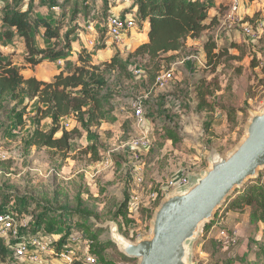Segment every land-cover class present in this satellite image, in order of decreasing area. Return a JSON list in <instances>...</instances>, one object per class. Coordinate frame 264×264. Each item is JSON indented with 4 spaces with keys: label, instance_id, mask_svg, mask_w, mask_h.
<instances>
[{
    "label": "rangeland",
    "instance_id": "rangeland-1",
    "mask_svg": "<svg viewBox=\"0 0 264 264\" xmlns=\"http://www.w3.org/2000/svg\"><path fill=\"white\" fill-rule=\"evenodd\" d=\"M2 1L0 50L21 69L22 75L28 77L33 71L40 79L47 80L56 68L69 72L75 64L81 65L80 54L88 55L91 64L105 70L111 111L107 125L93 128L90 135L82 131L81 137L72 140L68 158L63 159L47 148L25 145L36 128V100L19 96L18 112L24 114L25 121L23 129L20 125L21 130L11 125L9 114L13 113L16 102L8 101L6 109L0 112V208L10 204L11 209L19 206L35 218L43 215L46 221L64 219L65 227H74L84 234L87 227L106 247L105 257L117 260L118 264H138L135 259H129L132 262L121 259L123 254L112 242L111 228L116 226L122 236L133 242L139 237H149L157 204L172 191L168 187L170 182L183 173L202 174L208 168L209 157L230 152L244 138L251 114L264 109V0H242L246 9L243 23L261 25L256 38L246 36L240 25L228 27L230 0H208L212 7L209 19L216 17L214 23L210 22V29L198 38L187 40L174 59L166 60L168 56H164L163 72L171 70L170 63L180 64L174 79L163 89L156 84L159 70L149 66L146 59L133 57L134 37L142 28L134 30L133 36L121 44H114L108 33V17L130 13L134 0H128L125 5H121L122 0H56L60 7L56 6L57 9L50 7V0L43 3L36 0L33 21L36 16L48 17L55 27L59 26L63 38L67 30L77 32L72 37L70 59L62 61L61 66L46 62L38 67L27 64L20 42L23 40L3 23L6 6L12 0ZM210 38L219 49H229L231 55L223 58L216 70L208 67L205 60L204 45ZM35 41L38 46L48 43L44 29L35 34ZM234 45L237 48H232ZM114 56L124 70L108 68ZM192 56L195 59L186 60ZM139 69L143 72L138 76L135 72ZM204 83L209 87L208 100L216 108L214 112L199 109L198 92ZM139 102L145 110L151 145L134 155L126 144L139 136L133 126L134 106ZM221 106L239 110L237 122L230 123ZM67 124L63 126L69 131L76 126L73 117ZM50 128V121L41 123L43 131ZM93 145L99 153L97 162L90 148ZM108 157L111 166L104 165ZM261 176L264 177V170L248 183ZM138 177L143 180L139 187L134 186ZM133 187L151 205H140L130 216L125 203ZM154 193L159 196L155 202L150 198ZM203 234L204 231L194 244L195 264H264V256L260 254L264 233L254 230L245 214L231 213L207 231L205 239ZM225 236L236 237L240 244L226 245ZM248 244L257 249L247 253Z\"/></svg>",
    "mask_w": 264,
    "mask_h": 264
},
{
    "label": "trees",
    "instance_id": "trees-1",
    "mask_svg": "<svg viewBox=\"0 0 264 264\" xmlns=\"http://www.w3.org/2000/svg\"><path fill=\"white\" fill-rule=\"evenodd\" d=\"M40 1L44 2V0ZM35 2L36 0H12L6 6L3 23L14 30L16 35L23 40L28 65L37 67L45 61L68 60L72 54L74 41L72 37L77 32L72 33L67 30L63 38L59 26L55 27V22L48 19V17L36 16L33 21L31 16ZM126 2L128 0H122L121 5H125ZM2 5L3 1L0 0V7ZM49 5L52 9L56 6L59 7L56 5V0H50ZM133 5L132 11L130 13L125 12L122 17L133 15L139 27H147V41L134 50L133 57L146 59L149 66L159 70L158 76L163 72L161 60L164 56H168L165 57L166 60L174 59L175 54L177 55L182 51L187 40L196 39L203 32L209 30L211 23L213 24L216 18L209 19V11L212 7L208 0H134ZM41 28L44 29V37L48 42L44 47L38 46L35 41V34ZM232 48L237 47L234 45ZM204 51L206 65L208 67L212 66L214 70L221 65L223 58H231L229 49H219L218 44L212 38L205 43ZM79 62L81 65H75L69 72L61 71L55 75L51 82H44L36 77L26 78L13 60L5 56L0 50V112L6 109L8 101L16 102L13 113L9 114V120H12L11 125L14 129L19 128L18 130H21L25 127V121H23L24 114L18 112L19 96L37 102L34 118L36 128L25 141L28 148H47L54 151L56 155H60L61 158L66 159L71 149L72 140L81 137L82 131L90 135L93 128H100L107 121L111 111V103L110 96L107 93L108 80L105 70L91 64L88 55L83 56V54H80ZM117 67H120L121 70L125 69L119 59L114 56L108 68L116 69ZM208 88V86L205 87V83L199 88V109L214 112L216 108L208 100V96L211 94ZM221 108L227 113L230 123L237 122L236 116L239 110L227 106H221ZM70 117L74 118L76 126L69 131L63 126V121ZM46 119H51L49 131L41 129V123ZM169 134L171 135V132ZM90 148L96 154L95 161H99V153L95 145ZM226 204L220 215L221 217L216 218L212 224L205 228L204 239L207 236V231L231 213L247 215L254 230L264 233L263 176L257 181L246 184ZM127 206L128 202L125 203V207ZM9 211H13L18 219L25 217L29 220L27 232L31 236H56L60 238L59 242L63 245L68 242L72 235L78 234L82 237L81 245L84 242L89 243L92 254L98 260L97 264H118L117 260L105 257L106 247L99 243L97 235L91 233L87 227H84L87 234L80 230H76V232L71 225V228L69 226L68 228L65 227L64 219L46 221V219L43 220V215L35 218L34 215L28 216L21 211L19 206L11 209L10 204L3 207V209L0 208V215ZM44 221L46 223L42 225ZM64 228H66L65 231H63ZM239 244L240 240H236L235 243L230 245ZM263 246L260 244V254L264 256ZM246 248V252L249 253L256 247L248 244ZM8 255L7 241L0 235V260L5 259ZM120 256L125 262L133 261L122 255Z\"/></svg>",
    "mask_w": 264,
    "mask_h": 264
},
{
    "label": "water",
    "instance_id": "water-1",
    "mask_svg": "<svg viewBox=\"0 0 264 264\" xmlns=\"http://www.w3.org/2000/svg\"><path fill=\"white\" fill-rule=\"evenodd\" d=\"M202 174L160 201L149 237L133 242L111 228L112 242L121 254L138 264H195L194 244L223 205L264 170V109L252 113L244 138L227 154L208 159Z\"/></svg>",
    "mask_w": 264,
    "mask_h": 264
},
{
    "label": "built area",
    "instance_id": "built-area-1",
    "mask_svg": "<svg viewBox=\"0 0 264 264\" xmlns=\"http://www.w3.org/2000/svg\"><path fill=\"white\" fill-rule=\"evenodd\" d=\"M263 0H255V2ZM57 9V8H54ZM230 20L229 28H233L235 25H240L243 33L252 38L258 36L260 30V24H250L248 22L243 23L242 17L246 14V9L242 5V0H230ZM138 23L135 16L120 17L112 14L108 17L107 28L109 36L114 44H121L128 41L127 37L133 36L134 30H137ZM127 39V40H126ZM195 59L194 56L187 58ZM61 65L63 62L58 61ZM180 62L175 61L172 63L171 70L162 72L156 79V84L159 88H165L170 81L174 79L175 69ZM142 69L135 72L136 75L142 74ZM65 126H68V124ZM134 128L139 134L137 139L129 141L126 146H129L130 150L134 153L137 151H145L150 145V136L148 131L147 122L145 120V110L141 102L136 103L134 106ZM111 158L108 157L104 161L105 166H111ZM190 175L183 173L181 176L172 180L169 184V188L174 189L184 186L188 183ZM142 178L138 177L134 186L139 187L142 183ZM157 194L151 195L153 202L158 199ZM150 206L151 201L145 200L142 196V192L133 187L132 193L128 200L127 210L132 216L138 211L140 205ZM0 235L7 241V247L9 249V255L0 260V264H97V258L92 254L91 248L88 242H84L81 245V235H72L66 244L61 245L60 238H55L47 235H35L31 236L27 232L29 227V220L25 217L18 219L13 211L0 215ZM236 237H224L223 242L226 245L235 243Z\"/></svg>",
    "mask_w": 264,
    "mask_h": 264
},
{
    "label": "crops",
    "instance_id": "crops-1",
    "mask_svg": "<svg viewBox=\"0 0 264 264\" xmlns=\"http://www.w3.org/2000/svg\"><path fill=\"white\" fill-rule=\"evenodd\" d=\"M134 39H135V41H134V43L132 44V48H134V50L139 46V45H141V44H143L144 42H146L147 41V27L145 26L144 28H142V30H141V32H137V34H136V36L134 37ZM21 42V45H22V47H23V49H24V51H25V57H26V49H25V47H24V43H23V41H20ZM40 45V44H39ZM45 45H40V47H44ZM71 58V57H70ZM69 58V59H70ZM46 62H49V61H45V62H43L42 64H44V63H46ZM51 63H57V65L58 66H61L58 62H51ZM42 64H40L39 66H41ZM75 65H77V64H75ZM74 65V66H75ZM38 67V66H37ZM61 71H64V72H68L67 70H65V69H63V68H56V70L51 74V75H49V77H48V79L47 80H42V79H40L39 77H38V75H35V73L33 72V71H30L31 72V74H29L28 75V77H26V78H30V77H36L37 79H39V80H41V81H44V82H51L53 79H54V77H55V75H57V74H59ZM118 111V109L116 108L115 109V112H117ZM117 114V113H116ZM46 120H48V121H50L51 122V119H46ZM45 121V120H44ZM69 122V118H67V119H65L64 121H63V124L65 125L66 123H68ZM108 121V120H107ZM104 122L103 123V125L105 124V125H107V123L108 122ZM75 122V121H74ZM103 125L101 126V127H103ZM100 127V128H101Z\"/></svg>",
    "mask_w": 264,
    "mask_h": 264
}]
</instances>
